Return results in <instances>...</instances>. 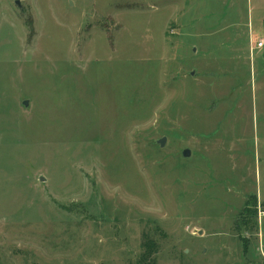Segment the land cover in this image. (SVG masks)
I'll return each mask as SVG.
<instances>
[{
	"label": "rangeland",
	"instance_id": "374dc122",
	"mask_svg": "<svg viewBox=\"0 0 264 264\" xmlns=\"http://www.w3.org/2000/svg\"><path fill=\"white\" fill-rule=\"evenodd\" d=\"M256 6L0 0V264H264Z\"/></svg>",
	"mask_w": 264,
	"mask_h": 264
},
{
	"label": "crops",
	"instance_id": "0c3cea01",
	"mask_svg": "<svg viewBox=\"0 0 264 264\" xmlns=\"http://www.w3.org/2000/svg\"><path fill=\"white\" fill-rule=\"evenodd\" d=\"M249 1L251 2V4H252V1L254 2V0H249ZM255 2L258 4V6H256L257 8L255 9L256 13L258 14L257 16L258 23L263 24L264 23V0H255ZM250 11L252 14L253 12H255L253 7H250Z\"/></svg>",
	"mask_w": 264,
	"mask_h": 264
},
{
	"label": "water",
	"instance_id": "95a60500",
	"mask_svg": "<svg viewBox=\"0 0 264 264\" xmlns=\"http://www.w3.org/2000/svg\"><path fill=\"white\" fill-rule=\"evenodd\" d=\"M16 4H17V6H19V8H21V5H20V2L19 1H17ZM28 103L29 102L26 101V102H24V105L27 107L28 106ZM158 143L161 146V148H163L165 146V143H166V138H163V139L159 140ZM182 154H183V157L184 158H189L191 156V150L190 149H186V150L183 151ZM41 180L43 181L44 179H41Z\"/></svg>",
	"mask_w": 264,
	"mask_h": 264
},
{
	"label": "built area",
	"instance_id": "2783aa9c",
	"mask_svg": "<svg viewBox=\"0 0 264 264\" xmlns=\"http://www.w3.org/2000/svg\"><path fill=\"white\" fill-rule=\"evenodd\" d=\"M264 50V37L257 42L253 47H252V51H263Z\"/></svg>",
	"mask_w": 264,
	"mask_h": 264
},
{
	"label": "trees",
	"instance_id": "16d2710c",
	"mask_svg": "<svg viewBox=\"0 0 264 264\" xmlns=\"http://www.w3.org/2000/svg\"><path fill=\"white\" fill-rule=\"evenodd\" d=\"M149 254H151V250H150V248H148V249H147V252H146V255H149ZM148 257H150V256H148ZM148 257H147V258H148ZM145 260H146V259H145Z\"/></svg>",
	"mask_w": 264,
	"mask_h": 264
}]
</instances>
